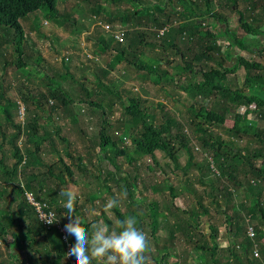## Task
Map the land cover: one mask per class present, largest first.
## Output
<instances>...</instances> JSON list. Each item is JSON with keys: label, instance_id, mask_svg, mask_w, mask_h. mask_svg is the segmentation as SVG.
I'll return each instance as SVG.
<instances>
[{"label": "trees", "instance_id": "trees-1", "mask_svg": "<svg viewBox=\"0 0 264 264\" xmlns=\"http://www.w3.org/2000/svg\"><path fill=\"white\" fill-rule=\"evenodd\" d=\"M109 1L113 7L114 5L117 7L108 11L101 4L93 5L90 12L93 18L98 20L87 25L71 12H60L57 8V0H0V115L3 117V123H0V204H3L1 205L3 210H0V243L7 244L10 240L17 250L15 254L8 253L12 261L8 264H70L66 258L67 245L74 243V238L68 237L64 241L62 233L57 228V225L64 227L67 223L64 217L67 197L61 193L68 191L67 186L70 183H75L74 172L85 173L86 169L82 163L84 162L83 157L76 156L77 162L74 164L73 157L65 152L64 148H62L65 153L64 157L73 162L68 165L63 163L60 156L62 149L61 146L58 148L60 145L58 142L68 147L67 140L58 136L60 126L52 131L42 127L41 117L53 123L55 120L59 121L60 113L66 112L76 100L80 105L86 106L87 112L91 115V124H94V129H99L98 136L96 133L94 136L99 139V149L95 141L93 143V149L98 153L95 155L93 151L91 154L97 157L100 150L103 154L112 155L108 161L116 171L121 169L114 164L117 159L124 157L125 162L130 166L138 162L134 159L135 155L139 159H150L152 164L147 165L148 174L142 180L146 189L151 185L150 174L156 168L160 169L159 155L163 154L176 170H181L175 144H180L181 150L185 152L190 151L189 147L184 145L186 136L183 134V125L165 113L162 103H152V106H155L161 113L157 123V116L150 113L149 107L145 110L141 109L147 106L148 102L134 90L114 92L108 86L114 85L110 79L113 66H122L123 73L127 72L125 67L128 66L149 79L156 87L174 82L176 78L171 76L169 70L170 68L179 69L178 88L186 93L193 91L194 102L205 99L202 103L199 101V109L197 107L187 109L190 116L185 118V122L194 127L198 134V142L204 147L208 133L206 124L217 127L219 123L223 125L226 123V113L229 109L236 110L243 107L246 111L245 115L237 116L233 129L229 130V133L236 138L244 136L250 139L244 149H239L233 141L225 142L220 137L216 143H213V148H217L214 153V162L219 171L218 176L226 181L225 184L217 188L214 181L205 179L206 175H202L199 181L201 186L210 190V193L204 191V196L210 198L211 204L224 213L228 226L235 228L232 232L228 230V233H232V245L225 250H220L218 242L220 230L212 225L210 233L204 234L195 222L197 218L194 211L183 210L176 206L177 192L173 185L166 184L172 199L169 216L161 213L159 203L148 208V224L152 227V237L157 249L154 254L151 251L150 242L153 263L208 264L207 260H209L210 264H264V244L261 243L264 240V129L261 127L257 129L255 124L250 123L254 120H258V123L264 122V73L259 77H246V87L240 91H232L225 87L226 84L230 86L226 77L228 71L222 63L218 62L216 53L220 49L215 48V42L221 32L215 34L209 26L204 25L207 20H216L229 27L228 19L232 13L226 12L227 10L232 11V6L237 7L238 0H223L228 5L226 10H217L215 0ZM41 10H45V21L58 23L59 19L63 23L76 27L77 35L86 34L88 41L95 42L96 52L102 58L109 51L115 54L114 63L111 61L106 65L107 69L100 67L96 72L93 93L86 89L87 83L91 81L85 77L78 79L79 81L76 80L69 73L64 61H62L63 73L49 66L31 35L25 33L22 22L33 20L35 25L29 28L34 35L41 38L46 37L41 30L42 25L37 23L38 11ZM98 22L110 26L112 31H124L126 33L125 43H118L113 34H108L105 30L104 33L98 31L97 27V30L91 33L90 27L97 25ZM182 45L185 46V51L182 50ZM10 49L11 59H8L7 51ZM178 57L179 62L177 61L173 66L172 58L178 60ZM12 66L23 76H8V69ZM239 68H244L247 72L257 68L264 72V67L257 64L241 63ZM31 72L36 76L43 75L41 77L43 90L33 88L32 81L37 77L30 76ZM51 73L53 76L49 75ZM198 77L202 78L200 82L197 81ZM8 79L10 81H7ZM167 79L171 81L167 83ZM69 83L71 90L66 91L64 85ZM253 87L259 95H253L250 91ZM13 89H16V101L8 96ZM216 93L224 95L228 103L234 106L225 108V105L220 102L221 110H211L209 98ZM108 94H110V99ZM20 106L24 109L22 119L24 115L27 116L26 123H15L14 114L18 117ZM252 106L254 110L251 109ZM119 107L124 109L123 117L126 119L121 120L120 118L118 121L126 122L130 128L122 135H118L116 142L112 139L113 128L108 123L112 122L113 114L122 109ZM250 115L251 119L248 118ZM52 117L55 119L53 120ZM243 121H246L245 125H242ZM23 139L25 147L21 149L19 141ZM128 140L129 143H127ZM254 141L257 142L258 148L254 149L252 146ZM119 144L124 148H121ZM6 146L9 154L4 153ZM54 156L57 159L56 163L51 160ZM192 157L193 155L190 156L189 152L188 167L183 169L185 176L188 175L189 168L196 166L200 172L204 169L194 165ZM56 165L61 167L57 174L54 169ZM97 166L99 168V163ZM36 167L46 170L44 176L54 180L57 184L56 190L40 186L42 183L38 177L41 174L35 172ZM73 167L76 168L75 171ZM207 169L211 172L210 167ZM102 172L103 170L99 171L100 175ZM104 174H107L110 179L116 175V173L111 174V171ZM16 178H22V180L16 183ZM131 179L132 182L128 181L122 187L118 185V188L120 193L128 196L127 199H129L127 207L132 209V213H127V217H136L137 227L140 229L145 224V215L135 210L144 203L139 199L135 202L134 196L140 184V175H133ZM187 184L189 188H192L188 192L195 194L192 183L187 181ZM102 187L106 188L111 196L110 188L105 185ZM8 188L12 189L11 196L7 193ZM234 188L245 190L244 204H241L239 209L233 201L235 193H232L231 189L235 192ZM217 192H223L224 202L216 200ZM27 193L32 194L35 201L41 204L46 203L48 209L55 214L57 223L47 227L38 221L34 208L27 202L25 196ZM83 193H85L82 194L85 202L90 204L91 200L87 192L83 190ZM111 199L113 200L112 196ZM246 200L248 205H246ZM77 204L76 200L74 215L82 218L83 226L89 236L94 231L93 221H104L106 228L110 231L112 223L103 210H99L100 216L97 219L87 221L84 213L85 206ZM197 205L205 217L211 215L210 211L203 206L202 201H198ZM111 212L118 221L125 219L124 215L118 213L116 209H112ZM243 212H248V215L244 216ZM242 218L248 219L254 225L255 239H251L248 232L242 235L243 238H236L239 230L243 229L242 233L245 231ZM161 219L164 221L162 222ZM164 226L168 229V238L163 241L157 233ZM113 229L117 232L121 231L118 223ZM180 235L184 237L180 240L188 241L192 247L184 253L186 254L185 259L181 256L177 260L175 246ZM256 245L260 246V257L254 256ZM1 257L0 253V264H5L6 262Z\"/></svg>", "mask_w": 264, "mask_h": 264}, {"label": "rangeland", "instance_id": "rangeland-1", "mask_svg": "<svg viewBox=\"0 0 264 264\" xmlns=\"http://www.w3.org/2000/svg\"><path fill=\"white\" fill-rule=\"evenodd\" d=\"M57 8L60 12L68 11L73 13V15L78 18L79 20H82L83 22L87 23V25L91 24L92 21H97L93 18V15L90 12V9L95 4H101L105 9L108 11H112L117 6L110 3L109 0H57ZM126 7V6H125ZM44 13L45 10L38 11V24H41V30L44 33L46 37H36L34 35V32L31 31L29 28L35 25L34 21H23L22 26L27 35H31L33 40L35 41V44L37 48L40 50V52L44 55L45 59L48 62V65L51 66L55 71L62 72L63 73V67H62V61H64V64L69 70V73L74 76L76 80H81L82 78L88 79L89 83L86 85V89L88 91L95 90L94 86V77L96 72H98V69L100 67H105L107 60H111L112 63L115 62V58L113 59V56H110L108 54H112V51H109L106 55H104V59H102V56L96 55V44L95 42H91L86 40L87 35H77V29L76 27H73L67 23H63L61 20H57L58 23L53 22H47L44 20ZM91 18V19H90ZM32 19V17L30 18ZM46 24V25H45ZM99 27H101L99 29ZM104 27H106L105 24L98 22V31L103 32ZM94 32L97 30L96 25H92L90 27ZM89 33V32H88ZM104 33V32H103ZM155 41V40H154ZM159 42V40H157ZM156 41V42H157ZM182 50L185 51V46L182 45ZM96 50V51H94ZM98 53V52H97ZM107 55L109 58H107ZM7 57L8 59H11V49L7 51ZM91 57V58H88ZM173 63L175 66L177 61L176 58H172ZM111 63V62H110ZM109 64V62L107 63ZM114 70L113 76L110 77V79L113 81L114 85H108L113 89L114 92L122 91V90H128V91H135L137 94L142 97L143 100H147L148 105L145 107H141V109L145 110L148 107L150 108V113H153L157 116V123L159 122L158 119H160V112L157 111L155 106H152V103H162L163 110L165 113H168L170 116L174 117L176 121L180 122L183 125V134L186 136V141H184V145L188 146L190 151H184L181 150L182 146L178 143L175 144L176 151H178L177 158L180 165V171L176 170L173 166V164H170V162L167 160V158L164 157L163 154L159 155L158 157V165L159 168H156L153 173L150 174V182L151 185L148 189L144 187L142 184V180L147 177V165L152 164L151 160L148 158H142L139 159L136 155L134 156V159H137L138 162L134 163L133 165H129L125 162V158H120L114 161V164L117 165L118 168H121L119 171H116L111 164H109L110 158H112V155H106L103 154L99 150V154L97 157H94L91 153L93 152V143L95 141V144L97 145L99 149V139L98 137L93 136V134L99 133V129H94L93 125L91 124V115L87 112L86 106L80 105L78 101L76 100L74 105L70 107L66 112L60 113V120H55L53 123L49 120H47L44 117H41L40 119V125L50 131L56 129L55 127L60 126V132L58 136L62 139L67 140V146L66 147L63 143L60 141L58 142L60 145L58 148L61 149L64 148L67 153L71 154V157H73L74 164L77 162L75 157L81 156L84 159L83 165L86 169V172H74V180L75 184H70V186L67 187L69 190H75L77 195V205L78 206H85V219L87 221H93L95 216L100 215L99 210H103L104 214L108 218L109 221H111L112 225L110 227L111 231H116L115 228L117 224V219L114 216V213L111 212L112 209H116L118 213L121 215H124L125 218H127V213H132V209H129L128 202L129 199L128 196L123 195L120 193L119 186H123V184L127 183L128 181L132 182L131 177L133 175L139 174L140 175V184L138 185V190L135 196V202L139 199L144 204L140 208L136 209L135 211H138V213H144L145 218L144 222L145 224L142 225L140 228L144 233L147 234L149 241L151 242V251L156 254V245L154 244V240L152 237V227L148 224V216H149V210L152 205L155 203L160 204L161 213L164 215L169 216V211H171V198L168 192L167 185L170 184L173 185V187L176 190V194L178 196L175 205L178 206L180 209L187 210V211H194L196 214V220L195 222L198 223L199 229L206 235L210 233V226H215L220 230L219 236H218V242L220 250H225L229 246L232 245V233L229 235L227 234V230L234 231L235 228H231L227 225V218H225L224 213L217 207L211 204V199L207 196H204V191H208L210 193V190L207 187H203L199 184L200 179L202 178V175H206L205 179L207 181H214L215 186H220L225 184V180L220 179L219 171L216 169V164L214 162L215 155L214 153L217 151V148H213V143H216L218 140V137L221 138V140L228 142L233 141L235 145L239 149H244L247 146V143L250 142V139L244 136H239L238 138L234 137L229 133V130L233 129L235 120L237 119V116L239 115H245V109L243 107H239L236 110L229 109L226 113V123L221 125L219 123L217 126H209L206 124V127L208 128V133L206 136V139L204 141L205 147L198 142V134L195 132L194 127H192L190 124H187L185 122V118L189 117L190 114L188 113L187 109H190L191 107H197L199 109V104L205 101V99L198 100V102L193 101V91H188L187 93L182 91L178 88V85L180 84L179 81V75L180 70L179 69H172L170 68L169 73L172 77H175L176 80L174 82L171 81V79H167V83L161 87H156L150 82L149 79H146L142 74L137 73L135 70L129 68L126 66L127 69L126 73H123L122 66H113ZM15 67L12 66L8 69V76H23V74H20L19 71H15ZM30 71V70H29ZM30 76H35L37 78H34L32 81L33 88L36 90H43L44 87L41 84V77L43 75L36 76L32 72L30 73ZM50 76H53V74H49ZM184 77V76H183ZM81 78V79H80ZM201 77L197 78V81H201ZM228 81L230 82V86L226 84L225 87H228L232 91H239L237 90L235 84L239 88H243L244 85V79L245 77H227ZM78 80V81H79ZM7 81H10L9 79ZM14 84V83H13ZM15 85V84H14ZM235 86V87H234ZM66 91L71 90L70 83L64 85ZM16 89H13L9 92L8 96H10L13 101H16ZM254 87L252 90H250L253 95H259L254 91ZM211 91V90H210ZM209 93V92H208ZM83 96V95H82ZM9 97V98H10ZM108 97L110 99V94H108ZM83 98V97H82ZM200 101V102H199ZM209 108L211 110L217 109L221 110L220 102L225 105V108L234 106L228 104V100L224 95L215 94L213 97L209 98ZM109 102L107 101V104ZM122 108V107H119ZM251 109L254 110V107L252 106ZM216 112V111H215ZM124 109L122 108L119 110L118 113L113 114L112 116V122L108 123L113 128V137L117 142L118 135H122L123 132L127 131L130 127L129 125L124 122L118 121L120 118L121 120L126 119L123 117ZM149 113V114H150ZM22 115V114H21ZM39 116H41L40 113H38ZM20 115L14 114V120L15 123H26L27 116L24 115V118L19 117ZM53 120L55 119L52 117ZM249 119L252 118V116H248ZM21 119L23 121H21ZM74 121V122H73ZM120 122V123H119ZM0 123H3V117L0 115ZM251 124H255V127L258 129L259 123L258 120L250 121ZM246 121L242 122V125H245ZM262 127H264V122H261L260 124ZM134 136V134H132ZM93 136V137H92ZM233 138V139H232ZM21 142V143H20ZM25 140L19 141V146L21 149L25 147L24 144ZM129 143V140L127 141ZM120 145V144H119ZM96 147V146H95ZM120 147L124 148V146L120 145ZM62 153L63 149L60 150ZM88 153V154H85ZM130 152L132 150L130 149ZM193 155L192 163L194 165L199 166L200 168H204L203 171H199L198 167L195 166V168H189L188 175L185 176L183 173V169L185 167H188V157ZM4 153L9 154V150L7 146L5 147ZM61 153V159L63 163L65 164H71L73 161H69L67 158L64 157V155ZM97 155V154H96ZM106 157V158H104ZM104 159V160H103ZM52 162L54 161L56 163V157H51ZM103 162V164L100 162ZM8 162V161H7ZM99 163V168L97 164ZM211 169V172L208 171L207 168ZM60 165H56L54 167L56 173L60 170ZM74 171L76 170L75 167ZM103 170L102 175H100L99 171ZM46 171V170H45ZM44 170L39 169L38 167L35 168V172L37 174L45 173ZM111 171L112 173H116L114 178H108L107 174H104L105 172ZM101 176V177H100ZM16 183L18 181H21V179L16 178ZM114 180V182H113ZM187 181L192 183L193 191L195 194H191L188 191L192 188L188 187ZM219 182V183H218ZM167 184V185H166ZM84 185V186H83ZM102 185H105L110 188V194L113 198L111 199V196L107 193V189L102 187ZM166 185V186H165ZM230 185V184H228ZM83 190L87 192L88 198L91 200L90 204L85 202L84 196L82 194ZM232 193H235L234 195V204L240 208L241 204H244L245 200V190L242 188L241 190H235L232 191ZM9 196H11L12 189L8 188ZM225 195L220 192H217L215 194L216 200L219 202H224ZM248 198V197H247ZM110 201H115V205L111 208L108 207V204ZM202 201L203 206L205 209H208L211 213L209 217H205L203 215V211L199 210L197 202ZM3 204H0V210H3L2 206ZM246 205H248V202L246 200ZM136 207L138 204L136 203ZM225 209V207H222ZM243 208V207H242ZM83 211V210H81ZM244 213V212H243ZM248 212L244 213V216H247ZM98 218V217H97ZM163 218V217H162ZM245 218V217H244ZM243 227H245V231L242 233V230H239L240 232H237V239H240L242 235L247 234L250 227H254L251 222H249L248 219H244ZM60 221V220H59ZM163 222L164 220L161 219ZM235 225V224H234ZM96 227H106V224L104 221H97L95 225H93V228L95 230ZM62 230L64 227H61ZM117 232V231H116ZM241 233V234H240ZM240 234V235H239ZM239 235V236H238ZM157 236L161 238L163 241L168 238V229L167 227H161L160 230L157 233ZM184 237L181 235L178 237V240L176 241L175 246V253L178 257L177 260L180 259L182 256L184 259L186 258V253L188 250L191 249V245L188 243V241L184 242ZM243 238V237H242ZM256 237H254L255 239ZM9 243V244H8ZM7 244L0 243V253L2 255V260H4L8 264L9 262H12L10 259L9 254H15L17 253L15 244L8 241ZM261 243L264 244V240L261 241ZM258 250H260V246H257ZM68 249V247H67ZM221 252V251H220ZM161 254V253H160ZM261 255V254H260ZM151 256V254H150ZM260 257V256H259ZM66 258H68L66 256ZM106 259V258H105ZM71 260L74 261L73 258ZM175 262L176 260H172ZM75 262V261H74ZM208 264H210V261L207 260ZM16 263V262H15ZM14 264V263H13ZM92 264H103V260L100 259H93ZM118 264V261H117ZM151 264L153 263V259L151 257Z\"/></svg>", "mask_w": 264, "mask_h": 264}, {"label": "crops", "instance_id": "crops-1", "mask_svg": "<svg viewBox=\"0 0 264 264\" xmlns=\"http://www.w3.org/2000/svg\"><path fill=\"white\" fill-rule=\"evenodd\" d=\"M230 5L232 6L233 4ZM227 7L228 5L223 0H215V8L217 10H226ZM232 9V11L227 10L226 12L232 13L228 19L229 27L218 23L216 20H207L205 21L204 25H206L205 27L209 26L210 30L215 34L221 32V35L215 42V48L217 47V49H220V51L216 53L218 54L216 58L218 59V62L220 64L222 63L224 68L228 71L226 73V77H245L243 88H239L237 84H235L237 90L240 91L246 87V77H259V75L264 73L262 70H258L257 68L251 69L250 72H247L244 68H239L241 63L257 64L264 67V0H238L237 7L232 6ZM96 27H98V24ZM92 32L93 30L91 33ZM95 54L97 55V52ZM108 55H114L113 59L115 58L114 53ZM108 55L107 58L110 57H108ZM102 59H104V57ZM105 62L107 65L108 62L110 64L111 60L109 59ZM103 68L107 69L106 66ZM112 70H114V68ZM260 124L261 122H259V127L264 129V127H262ZM93 136H95V134H93ZM252 146L254 149L259 147L255 141L252 143ZM94 153L96 155L98 152L95 150ZM62 154L65 156V153ZM85 154L87 153L85 152ZM44 174L45 173H42L38 177V180L42 183L40 186L47 187V189L56 190L57 184L54 182V180H52V178L47 176L45 177ZM70 184L68 186H70ZM99 216L100 215L95 216L94 219H97ZM96 223V221H93L94 225ZM227 234L229 235L230 233L227 232Z\"/></svg>", "mask_w": 264, "mask_h": 264}, {"label": "clouds", "instance_id": "clouds-1", "mask_svg": "<svg viewBox=\"0 0 264 264\" xmlns=\"http://www.w3.org/2000/svg\"><path fill=\"white\" fill-rule=\"evenodd\" d=\"M67 197L64 205V217L67 223L63 231L65 240L74 238L68 245V255L74 258L75 264H92V259L103 260V264H151L150 241L146 233L137 227L136 217H127L118 221L121 231H109L106 227H96L89 236L80 216L74 215V203L78 193L68 190L61 193ZM115 205L110 201L108 207ZM55 218L49 214L45 223L52 225ZM106 258V259H105Z\"/></svg>", "mask_w": 264, "mask_h": 264}, {"label": "built area", "instance_id": "built-area-1", "mask_svg": "<svg viewBox=\"0 0 264 264\" xmlns=\"http://www.w3.org/2000/svg\"><path fill=\"white\" fill-rule=\"evenodd\" d=\"M104 30L108 34L109 33L113 34L115 40L118 43H120V44H124L125 43L126 33L124 31H122V30L112 31V28L110 26L104 27ZM162 34H164V32H162ZM23 114H24V109H23L22 106H20V111H19V115L20 116L19 117H23ZM25 196H26V199H27V202L29 203V205L34 208L35 213H36L37 218H38V221H40L44 226H47V227L48 226H52L55 223H57V220L55 218V214L51 210L48 209L46 203L45 204H41V203L35 201V199H34V197H33L32 194H28L27 193V194H25ZM49 214H51L52 216H54L55 221H56L52 225H48V224L45 223V219L48 218ZM61 227H62L61 225H57V228L62 233V239L64 241H66L65 238H64L65 237V233H64V231L62 230ZM248 235H249V237L251 239H254V237L256 236V233H255V230H254L253 227H250L249 228ZM67 247H68V245H67ZM66 256L68 257L67 259L70 261V264H75V262L73 260H71V257H69L68 251L66 253ZM254 256L255 257H259V250L257 248V245L254 248Z\"/></svg>", "mask_w": 264, "mask_h": 264}]
</instances>
